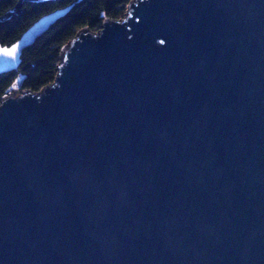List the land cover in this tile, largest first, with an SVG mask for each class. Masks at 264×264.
I'll use <instances>...</instances> for the list:
<instances>
[{
    "label": "water",
    "instance_id": "obj_1",
    "mask_svg": "<svg viewBox=\"0 0 264 264\" xmlns=\"http://www.w3.org/2000/svg\"><path fill=\"white\" fill-rule=\"evenodd\" d=\"M15 85L0 264H264V0H130L62 48L51 84Z\"/></svg>",
    "mask_w": 264,
    "mask_h": 264
},
{
    "label": "trees",
    "instance_id": "obj_2",
    "mask_svg": "<svg viewBox=\"0 0 264 264\" xmlns=\"http://www.w3.org/2000/svg\"><path fill=\"white\" fill-rule=\"evenodd\" d=\"M130 0H0V46H9L38 18L65 6L68 12L32 45L23 49L15 69L0 67V100L15 85L19 92L38 91L51 84L62 48L80 31L97 32L105 20L124 16ZM20 8L15 11L16 5Z\"/></svg>",
    "mask_w": 264,
    "mask_h": 264
},
{
    "label": "rangeland",
    "instance_id": "obj_3",
    "mask_svg": "<svg viewBox=\"0 0 264 264\" xmlns=\"http://www.w3.org/2000/svg\"><path fill=\"white\" fill-rule=\"evenodd\" d=\"M13 91H14V92H13L14 94H18V93H19L18 88H15Z\"/></svg>",
    "mask_w": 264,
    "mask_h": 264
}]
</instances>
